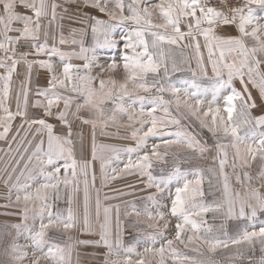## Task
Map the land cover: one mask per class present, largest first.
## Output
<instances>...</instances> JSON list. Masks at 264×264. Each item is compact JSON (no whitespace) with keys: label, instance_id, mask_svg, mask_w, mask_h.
<instances>
[{"label":"snow or ice","instance_id":"6c2138e0","mask_svg":"<svg viewBox=\"0 0 264 264\" xmlns=\"http://www.w3.org/2000/svg\"><path fill=\"white\" fill-rule=\"evenodd\" d=\"M94 8L100 13L107 15L108 19L84 13L80 22L87 23L93 35V45L89 48L83 46V40H67L61 35L59 44H79V51H61L55 46L49 47L47 43L48 32H44L45 39L41 41L42 19L48 20V26L57 20L58 8H63L66 13L67 5ZM113 5L109 7V5ZM219 6L213 0H63L58 3L52 0H0V68L5 73L0 75L3 80V88L0 91V139H6L12 127V122L21 118L19 130L24 129L25 135L21 143L27 138V134L36 126L33 139L41 135L35 150L28 157L25 169L32 164L35 176L30 175L31 183L16 184L9 189L7 206H12V191L16 192L14 203L22 205L24 224L11 225L17 230V236L23 228L28 245H21L12 242L4 248V254L10 258V264H24L29 257L27 249H33L31 264H41V261L51 264H71V245L61 246L54 242L49 233L63 235L71 240L68 235L78 226L83 231H90L92 228L90 220V192L87 180L90 164L84 161L82 164L74 157V142L72 139V123L68 116L73 103L76 110L73 116L80 119L82 123L91 124L93 127L92 158L97 159V145L95 143V128L97 125L106 128L109 123L133 128L132 137L137 140L136 148H128V153H139L146 149L149 137L167 134L175 139H161V144H153L151 151H143L133 160L129 156L123 169L112 168L113 175L109 176L106 169L111 166V160L100 157L102 186H107L110 180L117 179L121 175L138 174L147 177L146 186L155 188L156 194L149 196L148 200L152 208H145L143 215L140 211L132 208L126 212V216L135 218L136 224L143 223L144 226L153 231L148 237L153 245L157 238L164 242L157 247H146L143 252H138L135 247L125 249L127 253L123 258L117 257L108 264H166V254L171 253L176 264H216L211 256L196 259L187 255L181 259V253L176 244H183L185 248L189 245H196L195 251L201 253V247L206 246L209 253H216L219 249H228L229 246L236 247V255H242L241 248L254 249L259 243L261 256L253 264H264V221L258 229L254 223L259 213H264V193L258 188L249 187L241 195L235 192L230 183L228 174L224 171L229 163L227 148L234 149L231 160V167L234 172L239 167L244 178L252 180L251 173L245 171L257 164L259 167L258 178L264 181V107L261 114L254 115L253 109L258 107L256 98L253 97L252 88L258 90L261 105H264V15H258L257 11L264 12V0H218ZM18 7L24 8L25 12L17 11ZM127 13V14H126ZM63 19V16L60 17ZM131 22L134 27L123 33H117L116 29ZM20 24V27L14 25ZM183 29L186 30H182ZM235 28L237 34H231L228 29ZM84 34V29H73ZM16 33V35H10ZM119 35V39L117 36ZM151 37V40L147 38ZM203 37V47L207 51V63L205 55L201 51L199 37ZM191 40L192 43H182ZM121 43L124 52L121 54V63L118 64L115 56L110 57L111 62L107 65L100 64L98 50L115 49ZM31 47L34 51H19L18 46ZM167 45V51L165 50ZM191 48L194 50L193 57L196 67L190 66L192 58L183 56L178 63L176 57L171 55L172 49ZM46 55L48 59L29 60V56ZM59 55L62 63V70H58L52 62V56ZM76 57L85 61L84 64H74L72 58ZM171 62V71H183L181 64L189 65L188 70L192 73L191 80H179L176 83H161L156 78L163 68L164 77L169 75L168 62ZM11 61V63H8ZM24 63L27 67V76L21 81L20 89L16 97V110L13 112L8 104L11 96L12 77L16 72L17 65ZM34 65L47 69L50 73L48 87L38 88L33 107L43 110V117H29V92L31 84V73ZM211 66L212 77H208V70ZM99 68L100 73L93 75V68ZM122 68L125 76L123 80H117L104 73H115ZM199 73V75H197ZM149 74L153 76L150 81ZM206 79L211 83L207 86L198 82ZM239 80L243 91L238 90L234 80ZM131 84V87L129 86ZM180 86H177V85ZM155 90L156 95L147 97L140 95L141 92L148 93ZM223 107L219 99L222 93ZM211 93V100L205 109V97ZM164 93L170 94L173 100H164ZM125 98L149 100L153 107L145 111L142 106L138 111L126 104ZM63 102V108L60 104ZM175 104L177 115L170 111L172 104ZM111 104L112 107H108ZM59 109L55 113L53 109ZM160 110L163 116L157 117L156 112ZM187 114L195 117L200 126L207 129L215 138V144L207 145L197 139L196 135L181 130L165 133L169 124L179 126L180 119ZM82 111L90 113L89 118L81 115ZM211 114V122L206 117ZM120 115L127 116V123H121ZM60 120L67 128L65 135L54 134L55 125L48 122L45 117H53ZM140 127H136V125ZM25 125L27 128L25 129ZM147 131H143L144 127ZM47 133V149H44L45 140L42 136ZM143 133L142 135L140 133ZM227 138L228 144L221 142V138ZM16 136H13V140ZM31 141H29V145ZM161 145L163 151H161ZM108 146L101 145L104 149ZM215 149L214 160L218 161L219 174L223 176V186L220 199H213L205 202L204 169L192 168L182 169L181 164L192 163L204 158L205 153H211ZM11 151V145H9ZM18 150V149H17ZM27 151V149H25ZM20 159H23L21 155ZM114 159L119 161V155ZM170 164V169L165 172L163 165ZM154 165H161L160 175L153 174ZM19 166V161H17ZM85 177L83 189V218L82 224L77 210L73 207L76 201V194L80 191L77 182V168ZM63 170V175H61ZM15 171V169H13ZM213 175L215 169H208ZM194 178L190 179L189 175ZM23 175V172L21 173ZM42 177L44 182H37ZM71 177V178H69ZM236 179L243 183L240 175ZM11 180V175L5 180V184ZM93 185L95 174L92 175ZM177 185L172 191L170 185ZM210 183V182H209ZM211 187V184H210ZM70 191L67 197L68 207L61 210L57 207L56 201L62 199V193ZM167 191L170 198V206L161 203L157 195L163 197ZM125 193L121 192L120 195ZM211 194V193H209ZM113 197L104 196L105 200ZM101 200L100 190H96V214L97 224L100 228L99 240H78L79 244H103L109 247L111 255L112 248V227L111 213L115 209L117 213V225L119 228V205L103 207V223H100ZM167 209V213L163 210ZM66 213V214H65ZM211 213V219L215 221L217 216L222 219L218 226L220 230L230 219L247 218L252 221L248 228H244L237 238L222 240L215 234L217 226L209 223L207 218ZM31 214L32 224L27 223ZM169 216L176 218L175 235L169 238L166 232L169 228ZM37 220L39 221L37 225ZM226 235V233H225ZM15 239V238H14ZM117 244L121 243V232L118 230L115 236ZM39 253V255H37ZM139 257L133 260L132 256ZM151 257V259H147Z\"/></svg>","mask_w":264,"mask_h":264},{"label":"rangeland","instance_id":"374dc122","mask_svg":"<svg viewBox=\"0 0 264 264\" xmlns=\"http://www.w3.org/2000/svg\"><path fill=\"white\" fill-rule=\"evenodd\" d=\"M49 4H51L52 0H47ZM58 3H63V0H57ZM128 2V0H126ZM213 3L218 4V0H213ZM113 5H109V7H112ZM68 11L65 13L63 11V8H58V17L57 20L54 21L51 26H48V20L42 19V30L45 27L46 31L54 30L55 28L62 32V35L65 39L71 40H83V46L86 48H89L93 45V35L88 28L87 23H81L80 19L81 16L84 13H89L91 15L98 16L102 19L107 20L108 17L104 13L98 12V10L94 8H88L83 7V5L78 6L76 4H70L67 5ZM17 11L24 12L26 11L22 7H18ZM127 14V13H126ZM258 15H264V12H261L260 10L257 11ZM63 16V19L60 17ZM264 22V21H262ZM59 25V26H57ZM21 25H14V27H20ZM50 27V28H48ZM134 25L131 22H126L123 25H120L116 31L117 33H123L130 31ZM73 29H84V34L81 35L79 31L73 32ZM182 30L183 29L182 26ZM228 31L236 35V29L229 28ZM13 35V34H10ZM149 41L151 40V37H147ZM54 43L52 46H55L59 48L61 51L67 52L76 50L79 51L80 45L79 44H59V40H57L55 37H53ZM117 39H119V35L117 36ZM201 42V51L205 55V62L207 63V51L203 47V37H199ZM42 41V40H41ZM182 43H192L191 40H188L186 42ZM49 45V44H48ZM31 50L34 51L31 47H24V46H18V50ZM165 50L167 51V45H165ZM124 52L123 44L118 48L115 49H105V50H98L97 55L100 56L99 63L107 65L111 62L110 57L115 56L117 59L118 64L121 63L120 57L121 54ZM181 52L183 53V56H187L192 58L190 60V66L192 68L196 67L195 59L193 58L195 56L194 50L191 48H173L171 55H174L178 61V63L182 60ZM3 52L0 51V56H3ZM29 60L33 59H48L46 55H40V56H29ZM52 62L57 67L58 70H62V63L61 58L59 55L52 56ZM74 64H84L85 61L76 57H73L71 60ZM8 63H11L9 61ZM169 66V75L168 77H164L163 68L161 69L160 73L156 78L161 79V83H167L172 82L176 83L179 80H191L192 73L188 70L189 65L187 64H181L180 66L183 68V71L179 72H173L171 71V62L169 60L168 62ZM208 70V77H212L213 73L211 71V66L209 65ZM262 70H264V65L261 66ZM5 73L4 68H0V75H3ZM100 73V69L94 67L93 68V75H96ZM105 78L107 76L112 75L117 80H123L125 73L122 68L118 69L115 73H104L103 74ZM199 75V73H197ZM51 73L47 69L40 68L38 65H34L32 68L31 73V84H30V92L28 96L29 100V117H43V110L39 108H34L33 103L36 99L41 98L37 97L36 90L38 88H46L48 87V82L50 79ZM148 79L151 81L153 79V76L149 74ZM199 83L207 86L211 83L210 80L201 79L198 80ZM16 84V85H15ZM21 81H17L15 83H12L11 89L15 88L16 92L18 93L20 89ZM233 85L240 91H243V88L241 87L240 81L234 80ZM131 87V84L129 85ZM177 86H180L179 84ZM252 95L257 100L258 107L256 109H253L254 115L261 114V108L264 107V105H261L258 90L255 88H252L251 85H249ZM3 88V82H0V91H2ZM228 90H225L224 93H222L219 103L220 106L223 107V95H226ZM17 93L13 94V96H10V99L8 101V104L13 112L16 110V97ZM140 95L152 97L156 95L155 90L152 92L144 93L141 92ZM164 100H173L174 98L168 94L164 93ZM205 109L208 106V101L211 100V93L209 92L205 97ZM11 101V102H10ZM126 104H131L132 108L135 110H139L142 106L144 107L145 111H147L148 108L153 107L151 102L149 100H145L143 102L139 100H131L130 98H125ZM108 107H112L111 104L108 105ZM63 108V102L60 104V109ZM59 109L54 108L53 112L55 113ZM76 110L75 103H73L71 111L69 112L68 119L72 123V132H73V142H74V157L78 161V163L82 164L84 161H88L90 164V167L88 169V184H89V192H90V220L92 224V228L90 231H83L80 226H78L76 229H73L68 235L72 237L71 240H68L67 237L63 235H57L56 233H49L50 237H53L54 242L59 243L61 246L71 245V264H108V261H114L117 259V257L123 258L127 253L125 252V249L128 247H135L138 252H143L144 248L146 247H159L160 243H163L164 241L161 238H157V242L155 245L151 243V240L148 237V233L153 231L152 229H148L144 226L143 223L136 224L135 218L132 216H126V212L131 211L133 207L140 211L143 215L145 208H152L153 211H156L157 209L152 207L151 202L148 200L149 196H152L156 194L155 188H148L146 186V180L147 177H141L138 174L133 175H121L118 176L115 180H110V182L107 184V186H102V172H101V159L100 157L107 158L105 160V163L108 162V160H111V166L106 169L109 176L113 175L111 169H123L124 163L127 162L129 156L133 160L136 159L137 155H142L143 151H151V146L153 144H161V139H175L174 136L170 135H163V137L160 136H152L148 138L147 141V147L146 149H142L139 153H128L126 149L128 148H136L137 147V140L132 137L133 128L131 127H122L118 126L112 123H109L106 128H103L99 125L95 128V143L97 145V159L93 160L92 158V143H93V127L91 124H85L82 123V121L75 116L72 115ZM170 111L173 113V115H177L175 111V104L173 103ZM185 111V110H181ZM0 115H3V113H0ZM81 115L85 118L90 117V113L86 111H82ZM164 113H162L159 109L156 112L157 117L163 116ZM49 123L55 125L54 128V134L56 135H65L67 132V128L62 124V122L58 119L53 117H45ZM180 119V125H174L169 124L168 127L164 130L165 133H171L175 132L179 129L191 132L196 135L197 139H199L202 143L206 142L207 145L212 146L215 144V138L212 136L210 132H208L207 129H204L200 126V122L193 116L189 115L185 111L184 116L178 117ZM118 119L121 121V123H127V116L126 115H120ZM209 122H211V114L206 117ZM21 124V118L17 117L12 122L11 130L8 133V136L6 139H0V264H10V258L4 254L3 249L8 247V245L12 242L19 243L21 245H28L30 244V241L27 240L26 233H24L23 228L20 230L21 234L17 236V230L12 228L11 225L14 224H24V217L22 214V205L17 206L15 201V195L16 192L12 191V206H5L9 204V201L7 200V195L9 192V189L12 188L14 184H16L17 180L21 184L23 183H31L32 181L29 179L30 175L35 176L34 171H30L33 169V165L35 161H33L32 164L28 165V169H25V164L28 162V157L31 155V153L35 150L36 145L39 143V140L41 139V135H37L36 139H33V134L35 133L36 126H33L32 130L28 132L27 138L23 140V143H21V138L24 137L25 131L24 129L19 130V135H17L18 126ZM136 127H140L138 124ZM147 127L145 126L143 131H147ZM27 128V125H25V129ZM0 131H3V128L0 127ZM143 134L142 132L140 133ZM13 136H16V139L13 140ZM45 144L44 149H47V133L42 134ZM29 141H31V144L29 145ZM221 142L228 144L227 138H221ZM9 145H11V151L9 150ZM105 145L108 146L104 149H101L100 146ZM18 149V150H17ZM27 149V151H25ZM163 146L161 145V151H163ZM228 154H229V163L225 166L224 171L228 174L229 177V183L232 187V189L235 192L241 193V195L244 194L245 190L251 185V187L258 188L261 193H264V181H261L258 178L259 173V167L257 164H253V166L249 169H245V171H248L251 173L252 180L248 181L246 178H244L243 173L239 167L235 169V172L233 168L231 167V160L234 155V149L231 147L227 148ZM23 155V159L21 160L20 157ZM119 155V161L114 159L115 156ZM215 156V149L211 153H205L204 158L198 159L192 163H184L181 164L182 169H192V168H202L204 169V189H205V202H211L213 199H220L221 193H222V186H223V176L219 174V164L217 160H214L213 157ZM17 161H19V166H17ZM161 165H154L153 168V174L154 175H160V169ZM165 168V172H167L171 165H163ZM215 169L216 174L213 175L208 171V169ZM15 169V171H13ZM23 172V175L21 173ZM95 174V182L93 185L92 175ZM63 170L61 175H63ZM11 175V180L8 181L7 184H5V180L8 179V176ZM240 175L241 180L243 183L238 181L236 179V176ZM71 178V177H69ZM189 178H194L193 175H189ZM84 179L85 177L81 174L80 168H77V182L79 185L80 191L76 194V201L73 204V207L77 210L78 216L80 218L81 224H82V218H83V212H84V206H83V189H84ZM37 182L43 183L44 180L42 177L37 178ZM210 182V183H209ZM211 184V187H210ZM177 185L175 182H173L172 185H170L172 191L174 192V189ZM100 190V200H101V209H100V216L99 221L100 223H103V207L109 206V205H119L120 206V212H119V228L117 225V213L115 209H113L111 213V227H112V248H111V255H109L110 249L109 247L103 245V244H79L76 243L78 240H99L100 239V228L97 224V210H96V190ZM125 193L124 195H120V193ZM211 193V194H209ZM70 191H64L62 193V199L56 201V205L61 210H66L68 207L67 203V197L70 195ZM107 195L110 198L108 200L104 199V196ZM156 198L160 200L161 203L168 204L170 206V198L167 196V191L163 194V197L160 195H157ZM167 213V209H163ZM66 214V213H65ZM212 214L209 213L207 218L209 220V223H214L217 226V229L215 230V234L219 236L222 240H230L232 238H237L239 234L242 232L244 228H248L249 231H251V227L249 226L252 221H249L247 218H240V219H230L226 222L225 228L223 230H220L218 226L223 222L222 219L217 216V219L213 221L211 219ZM170 224L169 228L166 232V235L171 238L175 235V224L178 222L176 218H173L169 216ZM264 221V213H259L256 220L254 221L257 229L262 226L261 222ZM29 225L32 224L31 214L29 215V219L27 221ZM37 225L39 221L37 220ZM121 232V243L117 244L115 241V236L117 231ZM226 233V235H225ZM15 238V239H14ZM199 245H189V247L185 248L183 244H176V247L179 249V252L182 254L181 259H183L184 255H187L189 257H194L196 259L201 258H207L211 256V258L216 261V264H253V262L257 261L259 257L261 256L260 251V245L259 243L256 244L254 249H247L245 247L241 248L242 255L238 256L236 255V247L229 246L228 249H219L216 253H209L207 250V247H201L200 251L203 253V256L200 255V253H197L195 251V247H198ZM29 252V257L25 259L24 264H31V257L33 249L29 247L27 249ZM39 255V253H37ZM133 260L139 259L136 255L133 254L132 256ZM147 259H151V257H147ZM41 264H51V262H45L41 261ZM166 264H176V261L172 259L171 253L166 254Z\"/></svg>","mask_w":264,"mask_h":264},{"label":"crops","instance_id":"0c3cea01","mask_svg":"<svg viewBox=\"0 0 264 264\" xmlns=\"http://www.w3.org/2000/svg\"><path fill=\"white\" fill-rule=\"evenodd\" d=\"M18 25H20V24H18ZM57 26H59V25H57ZM48 28H50V27H48ZM45 31H46V28L45 27L43 28V30L41 29V37H40V39L42 41L45 39V36H44V32ZM47 32H48V36L46 38L47 39V43L49 44V47H51L53 45V43H54L53 37H55L57 40H60V37L62 35V32H61V30L58 31L56 28L54 30H50L49 29ZM10 34L16 35V33H10ZM19 51H29V52H32L31 50H26V49H24V50H18V52ZM27 72H28L27 67H26V65L23 62L20 63L19 65H17L16 72H14L13 77H12V83H15L17 81H24L26 79ZM0 82H3V80H0ZM16 90H15V88L13 86V88L11 89V95L12 96H13V94L17 93Z\"/></svg>","mask_w":264,"mask_h":264}]
</instances>
